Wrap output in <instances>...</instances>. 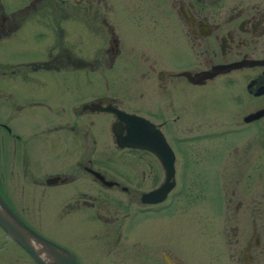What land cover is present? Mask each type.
I'll use <instances>...</instances> for the list:
<instances>
[{
  "label": "flooded vegetation",
  "instance_id": "obj_1",
  "mask_svg": "<svg viewBox=\"0 0 264 264\" xmlns=\"http://www.w3.org/2000/svg\"><path fill=\"white\" fill-rule=\"evenodd\" d=\"M78 2L72 0V10ZM58 4L0 0V195L78 264H180L182 243L174 241L168 215L193 165L181 143L208 150L196 164L219 160L217 148L203 141L248 132L256 122L264 133V0H83L86 60L75 54L72 11H59ZM134 20L144 29L129 40L125 23ZM76 61L102 64L105 73L118 64L121 74L134 67L129 90L154 105L137 107L109 93L114 77L76 78ZM118 112L147 120L172 150V187L162 198L155 194L166 181L161 159L118 142L131 120ZM167 118L182 125V136L170 139ZM262 150L258 145L256 152ZM237 163L234 186L241 181L242 190L234 187L225 205L236 199L235 210L253 213L241 264H255L264 256V191L256 179L264 156ZM147 194L152 201L143 202ZM178 212L172 217H179L182 239V203ZM0 264L39 263L0 227Z\"/></svg>",
  "mask_w": 264,
  "mask_h": 264
},
{
  "label": "rangeland",
  "instance_id": "obj_2",
  "mask_svg": "<svg viewBox=\"0 0 264 264\" xmlns=\"http://www.w3.org/2000/svg\"><path fill=\"white\" fill-rule=\"evenodd\" d=\"M116 1L126 2L129 0H113V2ZM58 2L59 11H63L64 13L72 11L71 17L74 21L73 34L75 39V54L76 57L86 60V41L89 42V40H87L85 27L83 0H79L77 4H74L73 10L70 7L72 0H58ZM122 11L126 16L131 14L129 10H127L128 14L124 10ZM109 14L116 19V15L113 12ZM119 15L120 10L117 12V19H119L117 24L123 27L124 25L122 23H124L125 17L123 16L124 19L120 20L121 17L118 18ZM125 25L130 28L128 34H126L129 40L134 37L133 34L137 29H144L143 23L138 26L135 20L133 22H127ZM27 28L28 33H30V30H34V27L28 26ZM147 29H150L149 25ZM148 30H145V32ZM100 62L103 63V61ZM101 65L102 64L94 63L88 67V65H84L82 62L78 63L76 61L75 76L77 78L78 76L90 75L99 78L100 76L108 75L111 81V77H114V84H110V89L108 88L107 90L109 93L122 97L126 102H131L137 107L147 108L148 106L152 107L154 105L146 96L140 98L137 93L129 90V87L132 86V84L129 83L130 80H128L129 76H137L134 67L130 66L128 70L126 67L121 74L119 64L116 66L114 65L115 68L106 73L104 68L98 67ZM85 98H87V96ZM164 117L170 118L171 116H163V118ZM168 120L170 127L165 131L170 139H174L176 135L182 136V125L176 127L170 124V119ZM253 124H256V126L253 125L248 132H233L226 135H217L212 137L209 142L203 141L205 143L207 142L206 145H209L210 148H217L214 155L219 158V160H203L195 164V162L200 159V156L208 150L204 148V151H201L200 145H191L189 141H183L181 143L182 147L191 156L193 165L190 163V168H188L187 171V177L190 178L185 179L182 177L181 200L177 201L179 197L176 198L177 202L174 203V207L168 215V218L171 219L169 225L173 239L174 241L182 243L180 245L178 244L182 247V259H180V264H241V253L245 241L250 235L253 213H251V211H246L243 207L235 210L234 203L236 199L233 200L234 202L231 205L227 206L225 203L226 199L230 196L231 190L234 189L235 179L241 171L240 167L242 164L238 165L237 162L242 163V161L252 160L254 155L255 158L264 156V150H262L263 153L256 152L258 145L264 146V133L261 134L260 132L258 126L259 122ZM106 129L108 130V127ZM107 134H109V130ZM177 146L180 145L177 144ZM231 161L234 162L233 165L229 164L227 169L224 170L222 168L223 164ZM262 168L256 170L257 172L262 171L260 175H256V179H260L262 183L261 189L264 191V164ZM218 172L219 175L217 177ZM255 187L252 188L251 194L255 191ZM236 189H239V191L242 190L241 181L240 187L238 186ZM174 191V194H179L176 192L178 190ZM198 192L200 197L196 198L195 194ZM206 192L208 193L207 195H209L207 201L204 199L206 197ZM33 197L36 201L37 199L39 200L38 195ZM11 198L16 204L23 203L22 197L19 195H12ZM27 201H29V196H27ZM181 203L182 239L179 238V217H172L174 214L178 215ZM261 215L260 222L263 230L262 234H264V210L261 212ZM173 239H170V241ZM170 250L171 254L174 255V253H176L174 249L173 252L172 248H170ZM255 264H264V256L260 255V259L256 261Z\"/></svg>",
  "mask_w": 264,
  "mask_h": 264
},
{
  "label": "water",
  "instance_id": "obj_3",
  "mask_svg": "<svg viewBox=\"0 0 264 264\" xmlns=\"http://www.w3.org/2000/svg\"><path fill=\"white\" fill-rule=\"evenodd\" d=\"M121 118H130L127 125L128 135L121 139L117 136L118 142L124 146L139 147L151 149L161 159L166 170V181L158 190L162 192L158 198H162L164 194L172 187V182L168 179L173 176V153L166 143L163 135L158 129L152 130V124L142 117L132 116L118 112ZM258 116V113L248 115L245 120H250ZM115 126V125H114ZM148 134H153L154 139L150 140ZM153 195V194H152ZM151 194L143 195V202H150ZM155 199V200H158ZM154 201V200H153ZM0 227L19 245H21L28 254L39 264H78L73 256L64 248L51 242L41 236L30 227H28L20 217L10 208L0 195Z\"/></svg>",
  "mask_w": 264,
  "mask_h": 264
}]
</instances>
